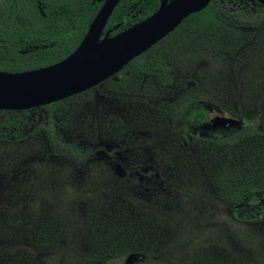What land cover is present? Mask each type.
Returning <instances> with one entry per match:
<instances>
[{
    "label": "rangeland",
    "instance_id": "obj_1",
    "mask_svg": "<svg viewBox=\"0 0 264 264\" xmlns=\"http://www.w3.org/2000/svg\"><path fill=\"white\" fill-rule=\"evenodd\" d=\"M254 53L250 73L264 92V41ZM201 64L222 87L240 69L214 56ZM58 112L63 139L93 153L80 169H61L53 160L40 164L47 145L41 132L0 141V264H90L92 254L128 234H146L159 246L131 264H193L197 257L203 264H264L263 209L223 200L212 178L216 159L181 134L211 132L172 123L153 97L106 84L63 100ZM241 119L259 125L264 105ZM31 162L47 172L38 179Z\"/></svg>",
    "mask_w": 264,
    "mask_h": 264
},
{
    "label": "trees",
    "instance_id": "obj_2",
    "mask_svg": "<svg viewBox=\"0 0 264 264\" xmlns=\"http://www.w3.org/2000/svg\"><path fill=\"white\" fill-rule=\"evenodd\" d=\"M103 1L0 0V71L35 69L68 56L80 44ZM160 2L119 0L103 33L110 30L109 35H113L140 21ZM263 41L264 5L257 0H211L133 58L114 75L116 79L110 77L104 83L112 92L120 85L121 92L153 97L172 123L204 124L212 109L252 119L264 105V92L255 80L257 76L250 73L256 59L254 51ZM209 56L221 58L229 68L234 62L240 66L228 86L213 84V77L201 64ZM189 78L195 83L185 85ZM62 101L25 110H0V141L17 143L41 132L47 145L40 164L53 160L61 169H80L93 148L80 147L74 139L64 140L56 130L62 125V120L58 122ZM181 134L216 159L212 178L223 200L235 208L261 207L264 215V119L259 125H243L224 135H192L188 140L186 129ZM36 166L34 174L39 179L47 172V165ZM140 237L134 239L128 234L118 245L99 249L88 261L131 264L156 253L159 246L147 240L150 236ZM129 253L134 254L130 261L126 260ZM193 264L203 263L197 257Z\"/></svg>",
    "mask_w": 264,
    "mask_h": 264
},
{
    "label": "water",
    "instance_id": "obj_3",
    "mask_svg": "<svg viewBox=\"0 0 264 264\" xmlns=\"http://www.w3.org/2000/svg\"><path fill=\"white\" fill-rule=\"evenodd\" d=\"M211 0H161L159 7L138 22L109 35L103 34L107 19L119 0H104L77 48L65 58L20 72L0 71V110H25L47 105L81 93L114 76L133 58L173 31L184 18L204 9ZM264 5V0H257ZM105 17L97 42L80 49ZM212 125H239L232 116L215 115ZM133 253L126 256L127 260Z\"/></svg>",
    "mask_w": 264,
    "mask_h": 264
},
{
    "label": "flooded vegetation",
    "instance_id": "obj_4",
    "mask_svg": "<svg viewBox=\"0 0 264 264\" xmlns=\"http://www.w3.org/2000/svg\"><path fill=\"white\" fill-rule=\"evenodd\" d=\"M263 5V4H262ZM114 79H116L114 76H112ZM105 81V80H104ZM104 81L103 82H101L100 84H105L104 83ZM100 84H98V85H100ZM98 85H96V86H98ZM96 86H94V87H96ZM92 88V87H91ZM88 90V89H87ZM107 90H109V89H107ZM86 91V90H85ZM110 91V90H109ZM121 91V87H120V85L118 86V89H116L114 92H120ZM77 95H79V93L78 94H75V95H73V96H70V98H72V97H74V96H77ZM67 98H69V97H67ZM69 98V99H70ZM66 99V98H65ZM65 99H63V100H65ZM63 102V101H62ZM215 115H224V116H232V117H235V118H239V117H237V116H234V115H231V114H229V113H227V112H223V111H221V110H219V109H212L211 111H210V113H209V116H208V121L206 122V123H204V124H193V125H187V126H191V127H194V128H205L206 130H208V132H211L213 135L212 136H214V135H216V132H222L221 133V135H224V134H227V133H229V132H231L232 130H234V129H236V128H238V127H240V126H243L242 125V119L241 118H239L240 120H241V123L239 124V125H237V126H235V125H229V124H226V125H224V126H221V125H212L211 124V119L213 118V116H215ZM187 135H188V140H191V136L192 135H197V134H194V133H190L189 131H187ZM198 136H200V135H198ZM207 136V135H206ZM132 165H135V164H130V166L131 167H134V166H132ZM137 165V164H136ZM135 165V167H137Z\"/></svg>",
    "mask_w": 264,
    "mask_h": 264
},
{
    "label": "bare ground",
    "instance_id": "obj_5",
    "mask_svg": "<svg viewBox=\"0 0 264 264\" xmlns=\"http://www.w3.org/2000/svg\"><path fill=\"white\" fill-rule=\"evenodd\" d=\"M104 20H105V17H102L101 19H97L95 21L94 32L86 38V40L80 46V49H85V48H88L90 46H93L97 42V39H98L100 30L103 26ZM0 75H1V73H0Z\"/></svg>",
    "mask_w": 264,
    "mask_h": 264
}]
</instances>
